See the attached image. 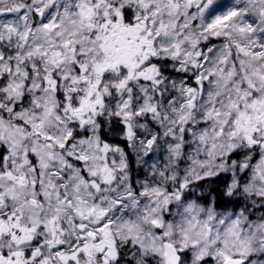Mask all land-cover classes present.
<instances>
[{
    "label": "snow or ice",
    "instance_id": "snow-or-ice-1",
    "mask_svg": "<svg viewBox=\"0 0 264 264\" xmlns=\"http://www.w3.org/2000/svg\"><path fill=\"white\" fill-rule=\"evenodd\" d=\"M0 264H264V0H0Z\"/></svg>",
    "mask_w": 264,
    "mask_h": 264
}]
</instances>
